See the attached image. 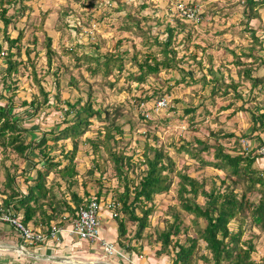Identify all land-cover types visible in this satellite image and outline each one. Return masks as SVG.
<instances>
[{
  "label": "rangeland",
  "instance_id": "rangeland-1",
  "mask_svg": "<svg viewBox=\"0 0 264 264\" xmlns=\"http://www.w3.org/2000/svg\"><path fill=\"white\" fill-rule=\"evenodd\" d=\"M195 1L198 4L196 7V16H182L183 5L180 0H26L28 6L24 15L19 16V19L12 23L8 29L12 37L18 36L20 31H23V38L20 42L22 47V56L19 59L24 63L19 65L18 75H14L19 79V88L15 98V112H21L25 108L20 106L24 99L32 100L34 95H39V88L36 85L33 76L31 75L32 66L31 60L36 56L35 70L38 78H41V83L49 91L50 105L44 107L40 111L29 116L27 113H20L23 127L28 131L25 133L26 140H36L43 132H49L52 129L61 130L67 125L73 123L74 114H67V104L65 100L75 101L79 96L84 99L88 98V93H92L93 106L96 108H108L110 115L103 113L101 117L94 116L91 118V124L87 132L81 136L79 141V150L75 157L76 168L78 175L76 176V185L69 186L68 183L55 172H51L48 176V184H53L54 193L59 199L71 200L70 191H76L78 194H83L85 189H88L89 195H96L101 189L102 194L99 196L102 203L105 204L103 212L110 211L108 202L113 200L115 188L123 190L117 172L113 167V163L109 160L106 153H103L100 160L107 159V167L104 173L95 170L92 174L89 170L93 167L95 153L91 142L88 139H98L99 131L103 133L106 126L111 125V122L120 125L123 133H118L116 130L115 149H123L126 155L133 157L134 161L142 159L145 142L158 147L163 146L170 155L175 159L177 168L191 176L201 180L207 178L206 188H211V178L214 177L216 184L220 185L221 179L227 178L226 172L218 170L211 165H205L206 161H212L213 149L200 152L199 156H193L190 152L179 150V148L188 142H192L191 146H196L195 138L208 139L210 144L215 143V138L211 135V130L222 129L225 132H233L236 136L242 133L250 132V124L252 116L240 109L241 106L248 107L256 104L258 101L264 100V86L253 88L251 92V81L239 76V70L245 68L250 63L251 59L243 57L244 65H236L233 63L235 54L241 56L243 48L251 42L249 31L243 33L244 25L242 24L241 6L238 5L234 9L235 13H230L229 6L233 3L238 4L241 0H184L183 2ZM93 3L92 5H90ZM31 6V8H29ZM16 7L10 8L8 15L15 13ZM262 17L264 18V7L260 8ZM203 14V16H202ZM179 15L182 20L190 21L193 25H188L185 31L190 28L192 32V40L190 41L189 50L183 49L178 53V56H189L190 53L196 52L197 59H203L207 64L206 54L212 55L216 66L220 65L223 68L225 64L229 70H225V80L231 83V79L239 83V86L234 92L232 87L224 96L215 97L214 105L206 103L208 114L204 113V107L199 106L195 119H189L190 115L185 114L184 109L188 105H198L202 97H194L192 91L199 90L201 85H193L186 87L185 84L176 85L175 81L181 79L184 73L190 72L193 76L200 77L203 71L199 64L191 62L182 63L183 70L162 69L159 73L152 74L147 77L146 81L140 83L135 80H126L125 76L129 73H139V68L135 65L134 55L149 51L147 38L159 37L165 38V26L167 23L175 24L176 17ZM159 17V18H158ZM159 19V21H158ZM245 21L246 18L244 17ZM251 27H258L260 21L256 18L250 20ZM249 26V23H248ZM4 24L0 20V43L4 49L7 48V42L4 40ZM260 31V30H259ZM262 31H260L261 33ZM258 33V34H260ZM183 34L179 35L181 38ZM47 37L52 38V49L54 53L51 56V66L48 62ZM119 41L121 44L118 46ZM201 47H205L202 50ZM16 49V48H15ZM14 49V50H15ZM30 50L29 58L25 51ZM70 49H76L78 54L71 53ZM155 48H152L154 51ZM119 52L124 57V70L122 77L117 82L118 77L117 67L113 68L110 75L103 74L91 75L86 60H82L77 66L76 55L81 56L86 54L105 55L109 52ZM257 55L264 56V48L258 45L254 51ZM3 55H1L2 57ZM3 58V57H2ZM141 59L142 56L139 55ZM138 58V59H139ZM258 62V61H257ZM5 67V63L0 59ZM96 62L91 64L94 66ZM28 66L26 69L24 66ZM60 70V88L55 84V73ZM3 72L0 73V77ZM253 75H264V65L256 63L253 69ZM116 81V82H115ZM113 83V85H111ZM0 83V90H2ZM210 86L207 88L209 89ZM170 89V91H169ZM165 91L162 95L167 98L166 105H160L157 99L160 94L150 97L143 101L139 100L144 96L152 95L153 91ZM168 90V92H166ZM56 93H59L60 101L54 99ZM254 94L257 96L251 101ZM240 95V96H238ZM162 97V98H163ZM217 98V99H216ZM40 99L43 97L40 95ZM180 100V102L177 101ZM1 100V98H0ZM58 102V103H57ZM169 104L172 108H169ZM229 108L219 111L220 107L229 105ZM238 108V110H237ZM31 111V110H30ZM71 118V119H70ZM70 119V122L68 120ZM112 127V125H111ZM256 133L250 138L242 139L244 149H252L260 143ZM264 138V133H262ZM225 142L231 153H236L232 150L235 148V136L222 139ZM50 143L52 141L50 140ZM60 143L72 149V140H62ZM255 153H263L260 148H255ZM258 149V150H257ZM53 153L60 154L55 150ZM29 158L32 161L41 159L38 150L30 153ZM62 159V157L60 158ZM68 160L63 159L65 165ZM36 166L31 161H26L19 157L10 149L3 150L0 146V191L2 192L3 181L6 178V168L10 173L15 174L19 188L25 193L28 185L33 183V180L26 182L24 172L35 175L33 167ZM37 167H43L39 162ZM24 171V172H23ZM140 168L134 167L130 171L129 177L138 179ZM179 178L175 176L174 184L171 190L167 193L157 195L155 198L156 209L150 216L151 226L146 229V234H152V238H144L141 240H133L131 246L139 247L143 245L142 251L136 253L135 259L130 251H126V257L108 254L100 245L95 246L94 243L81 241L76 237H61L59 241H54L56 248L63 249V241L68 237L73 241L69 253L78 256L77 261H68L67 264H172L174 251L169 253L159 254L160 243L155 240V227L164 228L166 225L165 219L172 212L171 208L180 207V199L178 195ZM229 185H233L230 179H227ZM241 184L236 187L237 191H241ZM87 197H90V196ZM98 195V194H97ZM251 199H257L260 196L258 191L249 194ZM0 195V200H1ZM198 201L204 202L201 196ZM114 202V201H113ZM136 211H140L136 209ZM111 213L114 210L110 211ZM67 214V213H66ZM65 214V215H66ZM103 215V214H102ZM113 215V214H112ZM168 216V217H169ZM183 225L189 226L188 235L198 237L197 227L205 225L204 220H198L199 224L194 222V215L183 212ZM245 226L243 239H251L255 246L252 253V258L258 264H264V231L259 227L251 225L250 218ZM3 223V222H2ZM7 224V223H6ZM196 224V225H195ZM13 233L17 231L15 228L7 224ZM70 223L65 222L63 226H69ZM102 227L107 229L106 240L112 241L117 235L118 224L115 216L102 217ZM198 225V226H197ZM110 227L117 230L111 232ZM232 229H237V221L230 223ZM103 229V231H104ZM114 229V230H115ZM128 229L132 237L136 230V224L128 222ZM18 233V232H17ZM114 233V234H113ZM180 242L186 241V235L180 234L177 236ZM74 239V240H73ZM70 240V241H71ZM113 243H117L112 241ZM43 244V243H42ZM45 244V243H44ZM35 247L34 245H27ZM120 247V246H119ZM30 249V248H28ZM199 255H207L211 257V252L206 247V242L198 239ZM4 254L0 252V259L5 263L15 262V264H33L35 261L33 256L27 255L25 258L15 255L13 252L7 251ZM80 253V254H77ZM139 253V254H138ZM85 255V256H84ZM21 259V260H20ZM203 258H198L196 264H205ZM212 262L210 261L209 264ZM11 264V263H5ZM65 264V263H63ZM227 264V262H224Z\"/></svg>",
  "mask_w": 264,
  "mask_h": 264
},
{
  "label": "trees",
  "instance_id": "trees-1",
  "mask_svg": "<svg viewBox=\"0 0 264 264\" xmlns=\"http://www.w3.org/2000/svg\"><path fill=\"white\" fill-rule=\"evenodd\" d=\"M25 1L0 0V20L4 24V27H2L4 40L7 42L6 49L0 43V59L6 64L3 67L4 65L0 63V73L3 72V75L0 77V83L3 85L2 90H0V146L3 150L10 149L26 161L33 162L36 165L33 167L35 175L31 176L30 172L26 173V171H23L26 182L33 180V183L28 185L27 192L24 193L19 188L16 175L10 173L6 168V178L3 181L4 188L2 192L0 191V195L2 196L0 208L3 210L0 213L13 212L20 216L26 225H29V222H34L35 225L42 223L43 230H46L52 222L58 225L65 224V222L71 223L76 212L83 206L84 200L89 195L88 189H85L83 194H78L72 190L70 191L71 200L59 199L53 191V184H48V176L51 172H55L70 187L76 185L78 169L76 168L75 157L79 150L78 140L87 132L91 124V118L94 116L101 117L103 113H106L108 116L110 112L108 108L102 109L93 106L92 93H88L87 99L79 96L75 101L65 100L64 102L68 106L67 114H74V117H72L73 123L59 131L52 129L49 132H43L36 140H26L25 133L28 129L23 127L20 113H27L31 116L51 103L49 91H46L41 83L42 79L38 78L35 70L36 56L31 60L30 50L27 49L25 53L29 58L28 63L31 60L33 68L31 75L39 88L40 94H35L30 101L24 99L20 105L25 108L23 111L18 113L14 111L17 105L15 98L17 89L19 88V79L13 76L15 74L18 75L19 65L24 63L23 60L19 59L22 56L20 42L23 38V31H20L18 36L12 37L8 29L12 23L19 19V16L24 15L28 7ZM186 4L193 6L198 3L187 1ZM17 5H19V8L16 9L15 13L8 15L11 6L16 7ZM238 5L241 6L243 19L241 22L244 25V29H242L243 33L245 31L250 32L251 42L243 48L241 56L235 54L236 58L233 63L240 66L245 64V61H242L243 57L251 59L245 68L239 70V76L241 75L242 78L251 81L252 92L253 88L264 86V75H253L256 63L264 65V56L257 55L254 52L258 45L264 48V18L260 12V8L264 7V0H241L236 5L233 3L229 6L230 13L236 14L234 9H237ZM175 17V24H171L170 22L165 26V38L148 37L147 45L149 51H146L144 54H139L136 51L133 59L135 65L139 68V73L127 72L125 79L142 83L146 81L147 77L152 74L156 75L162 69L167 71L170 69L182 71V63L184 62H188L190 65L192 61L199 64V67L203 71L200 77L193 76V74L187 72L184 73L181 79L175 81L176 85L185 84L186 87L197 84L201 85L199 90L192 91L194 92V97H202L200 103L198 105H188L184 109L185 114H189V119L191 120L195 119L196 116L202 115L196 112L199 106H203L204 113L208 114L209 112L205 104L208 102L214 105L215 97L226 95L229 87H232L234 92H236L239 83L235 82L234 79H231V83H227L225 80V70L229 69L225 64L223 68L220 65L216 66L213 63L214 59L212 55L209 53L206 54L207 64L204 63L203 59H197L196 52L190 53L189 56H178L180 51L183 49L189 50L191 46L190 41L192 40L193 31L191 28L188 31L185 30L188 25H193V23L182 20L179 15H175ZM255 18L260 21V24L258 27L253 28L250 25V20ZM259 30L262 32L260 33ZM181 34L183 36L179 38ZM51 42L52 38L47 37V53L50 66L51 56L54 53ZM120 44L121 41H119L118 46ZM152 48H155L154 51H152ZM201 48L205 50V47ZM70 51L71 53L78 54L76 49H70ZM1 55H3V58ZM139 55L142 56L141 59ZM75 58L77 66L81 64L82 60H86L90 64L88 65V69L91 75L103 74L107 76L113 72L114 67H117L118 77L116 81L118 82L122 77L125 59L119 52H109L101 56L83 53L81 56L76 55ZM93 62H96L94 66L91 65ZM24 67L26 69L28 66L25 65ZM59 76L60 70L58 69V72L55 73V84L58 90L61 85ZM209 86L210 88L207 89ZM260 90L264 91V89ZM164 93L165 91L159 92L154 90L152 95L144 96L138 99V101H146L157 94H160V97L157 98L159 99L163 97ZM40 95L43 99H40ZM53 96L58 102L60 101L59 93ZM256 96L254 94V97L249 98V100H255ZM177 101L180 102L179 99ZM168 102L170 103V101ZM229 106L230 104L220 107L219 111L225 110ZM169 108H172L170 104ZM240 109L252 116L249 133L244 132L242 135L236 136L233 132H225L222 129L211 130V135L216 140L215 143L210 144L208 139L195 138L194 142L197 143V147L191 146L192 142H188L179 148L180 151L185 150L193 156H199L200 152L213 149L212 161H206L205 165H211L218 170L226 172L227 178L221 179V184L218 185L214 177H210V189H207L205 186L207 178L199 180L183 172L181 169L179 170L175 159L170 153L163 146L151 145L148 139L144 146V157L138 161H134L132 156L126 155L123 149H115V144L118 140L116 139V133L113 131L116 130L121 134L123 131L120 125L113 121L111 122L112 127L111 125L105 127L103 138H101L102 131H99L98 139H88L95 153L94 164L89 173L92 174L95 170L104 173L107 167V163L105 164L107 159L100 160V158L103 153H106L109 160L113 163V167L123 187L121 191L115 188L113 200L110 199V201L116 203L114 209L115 220L118 224L116 244L120 246V249L125 253L126 251H130L132 256L142 251L143 245L133 247L130 244L134 239L152 238V234H146V229L151 226L150 216H152L156 209L155 198L157 195L169 192L174 184V178L177 176L179 178L178 195L180 207L171 208V217L167 215L164 228L155 227V240L161 246L158 253L170 254L173 250L174 257L172 264H196L199 257L206 261L205 264H209L210 261L212 262L211 264H224V262H227V264H258L252 258V253L255 249L253 241L251 239L244 240L243 234L245 226L249 222L248 218H250L251 225L257 226L264 231V153H255V148L261 149L264 147V138L262 137V133H264V100L258 101L256 104L249 105L248 107L241 106ZM70 119L68 122H70ZM254 133H256L254 136L259 138L260 143L254 148V151L252 149L245 150L242 139L250 138ZM234 136L236 141L235 148L232 150L236 151V153H231L229 150L231 148L227 147L222 139ZM66 139L72 140V149H66L67 147L60 143ZM50 140L52 143H50ZM35 150H38L41 159L32 161L29 155L35 152ZM55 150L59 151L60 154L53 153ZM61 157L62 159H60ZM63 159L68 160L65 165L62 163ZM39 162L42 163L43 167H37ZM134 167L140 168L138 181L136 178L129 177L130 171ZM227 179H230L233 185H229ZM238 184L242 185H240V192L236 190ZM255 191H258L260 196L257 199H251L249 194ZM97 194L96 196L100 198L99 196L102 194L101 189L98 190ZM201 196L204 198L203 203L198 201ZM136 209L140 211L137 212ZM183 212L193 214L196 224H199L198 220L205 221L203 227H197L198 237L188 235L189 226L183 225ZM234 220L237 221V229L230 227V223ZM128 222L136 224V230L132 237H129ZM180 234L186 235V241L180 242V239L177 237ZM198 239L206 242V247L211 252V257L198 254Z\"/></svg>",
  "mask_w": 264,
  "mask_h": 264
},
{
  "label": "built area",
  "instance_id": "built-area-1",
  "mask_svg": "<svg viewBox=\"0 0 264 264\" xmlns=\"http://www.w3.org/2000/svg\"><path fill=\"white\" fill-rule=\"evenodd\" d=\"M183 5L182 16H196V7L187 5L185 2L181 1ZM158 103L160 105H166L168 103L167 98H161ZM261 152L264 153V147H262ZM96 195L87 197L84 200L83 206L76 212L75 217L71 221L70 225L63 226L56 223H52L46 230L34 229L29 225H26L20 218V216L14 214L13 212L0 213V222L7 223L20 234L21 239L24 241L25 245H39L47 241H59L63 236V233L76 237L81 241H88L94 243L95 246L100 245L104 250L110 255L120 254L122 257H126V253L120 249V247L106 240L101 233L102 224V211L105 204L102 203ZM108 208L114 210L116 203L113 201L108 202ZM3 210L0 208V212ZM115 216V210L112 213Z\"/></svg>",
  "mask_w": 264,
  "mask_h": 264
},
{
  "label": "crops",
  "instance_id": "crops-1",
  "mask_svg": "<svg viewBox=\"0 0 264 264\" xmlns=\"http://www.w3.org/2000/svg\"><path fill=\"white\" fill-rule=\"evenodd\" d=\"M1 202V200H0ZM105 206V205H104ZM111 211V210H110ZM110 211H102L103 217L105 216H112V213ZM54 223V222H52ZM51 223V224H52ZM30 227L34 228V229H43L42 227V223H39L38 225H35L34 222H29L28 223ZM103 227L101 226V233L102 236L106 239V230L104 229L103 231ZM115 229V227H114ZM112 227H110V231L109 234H111V232H116V229L114 230ZM12 231H14L13 229H11L6 223H2L0 222V252H3L4 254H8L6 253L7 251H11L13 252V256L17 255L21 256L20 258L22 259V256H24L25 258L27 257V255H31L34 258V262L33 264H67L68 261L72 260V261H77L75 258L78 257L76 256L74 253L73 255H70V251L73 250L72 248L75 247V244H72V238H66L62 244L63 249H58L56 248V245L54 243V241H47L44 242L43 244H39V245H34L35 247L32 246H27L24 244V241L21 239L20 234L19 233H13ZM118 232V231H117ZM113 233V234H114ZM67 234L63 233L62 237H66ZM115 238L112 240L114 242H116V238L118 237V233L117 235H113ZM71 237V236H70ZM71 240V241H70ZM74 240V239H73ZM111 241V242H112ZM72 247V248H70ZM30 248V249H28ZM80 254V253H77ZM85 256V255H84ZM136 255L133 256V259H135ZM20 259V260H21ZM0 259V264H5V263H11V264H15V262H5ZM74 263V262H73ZM72 263V264H73Z\"/></svg>",
  "mask_w": 264,
  "mask_h": 264
},
{
  "label": "bare ground",
  "instance_id": "bare-ground-1",
  "mask_svg": "<svg viewBox=\"0 0 264 264\" xmlns=\"http://www.w3.org/2000/svg\"><path fill=\"white\" fill-rule=\"evenodd\" d=\"M107 264V263H106Z\"/></svg>",
  "mask_w": 264,
  "mask_h": 264
}]
</instances>
